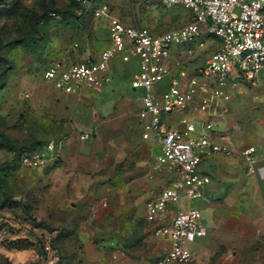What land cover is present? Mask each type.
Instances as JSON below:
<instances>
[{
  "label": "rangeland",
  "instance_id": "obj_1",
  "mask_svg": "<svg viewBox=\"0 0 264 264\" xmlns=\"http://www.w3.org/2000/svg\"><path fill=\"white\" fill-rule=\"evenodd\" d=\"M98 1L110 5L120 21L153 31L190 18L183 7H167L159 0ZM90 10L74 0H0V175L6 193L26 204L24 209L1 203L6 196L0 189V264H152L160 251L162 243L154 235L157 221L147 217L144 203L168 183L171 173L156 165L159 145L141 136L137 110L142 90L130 85L139 71V55L127 61L113 57L110 78L102 87L89 85L65 102L41 77L52 60H80L110 44L109 19L95 20ZM204 40L198 48L199 65L204 53L220 42L218 37ZM168 62L174 71L190 69ZM238 72L234 66V79ZM258 75L264 84V68ZM260 91L214 103V133L232 150L230 155L206 158L214 166V200L226 202L220 213H233L236 202L244 213H263L257 210L256 197L260 189L264 192V181L257 179L251 187L241 182L247 162L239 158L243 147L255 146L247 138L264 111H257L263 103ZM86 131L89 137L81 139ZM34 147L48 154L46 164L35 169L22 165L18 153ZM86 174H92V180ZM206 199L204 192L199 198H181L182 207L201 210L208 226L203 237L187 242L193 257L188 264H216L219 259L226 264H264V232L237 234L238 221L232 217L211 232ZM22 252L25 258L16 261L14 255Z\"/></svg>",
  "mask_w": 264,
  "mask_h": 264
},
{
  "label": "built area",
  "instance_id": "obj_2",
  "mask_svg": "<svg viewBox=\"0 0 264 264\" xmlns=\"http://www.w3.org/2000/svg\"><path fill=\"white\" fill-rule=\"evenodd\" d=\"M76 1L90 8L95 20L109 19L110 44L97 57L52 60L43 68L42 78L59 91L79 95L89 85L99 88L105 84L113 57L127 61L132 54L139 55V71L130 85L142 90L137 110L141 135L159 145L156 165L171 173L168 183L144 203L147 217L157 221L154 235L162 242L153 264H188L193 257L187 242L203 237L208 226L201 210L182 207L181 198L203 196L210 178L200 164L208 156L232 153L214 133L211 117L216 99L258 82L264 66V0H159L167 7L181 6L190 15L182 25L161 32L120 21L104 1ZM205 37H218L220 42L202 65L179 71L168 66L172 59L180 63V53L195 54L205 45ZM234 66L239 70L235 79ZM165 76L167 83L159 85ZM174 112L180 116L175 118ZM88 137V132L80 135L81 139ZM240 155L264 180V162L258 163L261 158L255 146L243 147ZM47 159L48 154L32 151L21 156V164L37 168Z\"/></svg>",
  "mask_w": 264,
  "mask_h": 264
},
{
  "label": "crops",
  "instance_id": "obj_3",
  "mask_svg": "<svg viewBox=\"0 0 264 264\" xmlns=\"http://www.w3.org/2000/svg\"><path fill=\"white\" fill-rule=\"evenodd\" d=\"M101 49L102 48L98 47V51H96V53L94 52L95 54L93 53L92 55H88L87 57H97V55L99 54ZM204 54H205V57L203 58V61L205 62L207 56L209 55V52L204 53ZM200 56H201V53L199 52V50L197 52H195V54H192V55L187 54L186 52L180 53V55H178V58H179V61H180L179 64L180 65H187L190 68V70H191V69L199 66L198 63L201 62L200 61L201 60ZM83 58H85V56ZM73 59H77V58H73ZM173 62H175V61L173 60ZM262 68H264V66ZM41 77H42V75H41ZM109 78H110V76L108 77V80H109ZM43 81L45 83L49 84L53 89H55L50 82H47L44 79H43ZM166 83H167V78H166V80L164 81L163 84L165 85ZM55 90H56V93L57 92L60 93V95L62 96V99H63L64 102L66 100L69 101V100L73 99V97H70V96H79L78 94L64 93V92L59 91L57 89H55ZM251 90H255V91L261 90L260 91V97H261L260 100H263L262 101L263 103H262V106H260V108L257 109V111L258 110H264V84H261L259 82V75H258V82H257L256 85H254L251 88H246L240 93H246V92L251 91ZM73 107H74V105L72 106L71 109H73ZM72 113H73V111H72ZM93 114L94 113H92V115ZM198 114L200 115V113H198ZM87 117L89 118V116H87ZM138 122H139V120H138ZM258 123H259L258 127H256L254 129V131H255L254 134L249 136L247 139H248L249 143L255 144V153H256L257 156H259V158H261L260 162H258L260 164V163L264 162V111L262 112L261 119L258 120ZM139 127H140V131H141L142 129H141L140 123H139ZM86 132H88V131H86ZM158 153H159V147H158ZM50 155L52 157L53 153H51ZM216 157L218 158V156H216ZM237 157H239V156H237ZM155 158H156V156H155ZM239 158L241 159L242 157L240 156ZM219 159L220 158H218L216 161H218ZM206 160L207 159H205L200 164V169L202 170V172H204V173L209 175L210 181L207 184L210 185V184L213 183V185H214L213 187H211L212 185H210L208 187V185L206 184L205 185L206 188L203 189L205 198L207 196V199H206L207 208L211 209V212L208 213V216L210 217V221H209V224H208L210 231L214 232L216 229L220 228L222 226V224L225 223L226 218L232 217V219H235L236 221H238V223L236 225V227H238V230L234 229V232H236L237 234L250 236L253 233H255L256 230H258L259 232H264V192L260 189L259 190V195L260 196L256 197V202H258V204H259L257 210L260 209L263 213H244V211H242V208L239 206L240 204L237 203V202H236V204L233 205V213H220L221 212L220 210H223L224 203L226 204V202L223 201L222 203H220V202H216L214 200L215 199L214 198V195H215L214 192H215V189H216L215 186H217V184H215L214 182L211 181L212 180V176L210 174L211 173L210 169H213L214 166H213V163L210 164V162H211L210 160L209 161H206ZM229 163H232V162H229ZM219 167H220V165L217 163L216 168H219ZM244 168L245 169H243V172H242L243 174L241 175V177H242L241 182H245L250 187L256 185V180L260 179V178H259L258 174L256 173V171H254L255 170V166L251 167V166L248 165V163H246ZM219 173H224V172L221 170ZM85 176L89 180H92V174L91 175H87L86 174ZM239 180L240 179H238V181ZM260 180L264 181L263 179H260ZM222 212H224V211H222ZM202 217H203V221H204L203 214H202ZM161 246H162V244H161ZM23 248H26V246L21 247L20 249H23ZM25 256H26V252H22L20 254H16V256L14 255V258H15L16 261H22L25 258ZM226 263L227 262H225V261L223 262L221 259H219V260H217L216 264H226ZM152 264H153V262H152Z\"/></svg>",
  "mask_w": 264,
  "mask_h": 264
},
{
  "label": "trees",
  "instance_id": "obj_4",
  "mask_svg": "<svg viewBox=\"0 0 264 264\" xmlns=\"http://www.w3.org/2000/svg\"><path fill=\"white\" fill-rule=\"evenodd\" d=\"M14 1V3H17L18 1H20V0H13ZM74 2L76 3V5H78V6H80L81 4L79 3V2H77L76 0H74ZM3 60V57H1L0 56V61H2ZM10 149H12V150H15L16 148H15V146H10ZM32 151H42L40 148H29V149H19L18 150V153H20L19 154V160H20V162H21V156L23 155V154H25V153H29V152H32ZM46 164V163H45ZM44 164V165H45ZM44 165H42V166H44ZM41 166V167H42ZM37 168H39V167H37ZM33 169H35V168H33ZM2 177V178H1ZM0 178H1V185H0V189L2 188V193H4V195L6 196L3 200H2V202L1 203H3L4 201H8L10 204H14V205H19L20 207H22V208H24V209H26V204L25 203H23V201H22V199L21 198H19V197H15L13 194H11V193H6V188H5V190H4V179H3V176H1L0 175ZM3 179V180H2ZM6 181H8L7 179H6ZM6 184V183H5ZM7 184H10V180H9V182L7 183ZM49 228V227H48ZM50 229H51V227H50Z\"/></svg>",
  "mask_w": 264,
  "mask_h": 264
}]
</instances>
